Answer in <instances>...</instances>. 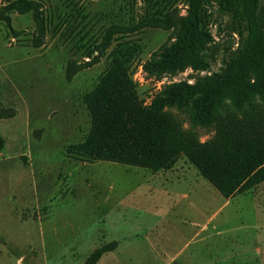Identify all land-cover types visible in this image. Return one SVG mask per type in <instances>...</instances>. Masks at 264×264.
Here are the masks:
<instances>
[{
    "label": "rangeland",
    "instance_id": "1",
    "mask_svg": "<svg viewBox=\"0 0 264 264\" xmlns=\"http://www.w3.org/2000/svg\"><path fill=\"white\" fill-rule=\"evenodd\" d=\"M39 1L49 24L43 47L30 42L36 27L32 12L11 14L14 29L25 32L19 38L0 21V264H83L111 242L120 250L106 253L100 264H163L148 254L150 247L167 259L183 250L193 264L232 255L238 262L242 252L253 259L255 232L264 237V183L227 201L184 155L171 169L153 172L68 154L90 131L84 96L109 61L103 58L72 81L66 78L67 63L87 60L83 48L100 43L111 26L129 28L116 33L115 41L142 48L131 71L140 98L149 104L165 83L193 82L237 56L243 24L207 4L214 35L205 51L210 69L157 81L141 65L170 31L147 22L174 8L185 14L187 0ZM6 3L0 0V8ZM171 111L191 128L185 113ZM196 131L203 141L214 134Z\"/></svg>",
    "mask_w": 264,
    "mask_h": 264
},
{
    "label": "trees",
    "instance_id": "2",
    "mask_svg": "<svg viewBox=\"0 0 264 264\" xmlns=\"http://www.w3.org/2000/svg\"><path fill=\"white\" fill-rule=\"evenodd\" d=\"M147 23L170 31L168 40L142 63L148 79L161 81L180 73L208 71L205 51L214 42L207 4L215 3L243 24V44L237 56L219 71L189 80L165 83L149 104L140 98L132 64L142 48L136 42L114 40L129 28L111 26L100 43L83 48L87 60L67 63L66 78L108 59L96 86L84 96L91 115L86 138L68 154L86 161H111L159 172L171 169L184 155L226 199L264 183V0H187ZM32 12L35 30L31 45L41 48L48 19L39 0H7L0 21L15 38L11 14ZM115 43V44H114ZM82 49V47H80ZM186 114L191 128L171 111ZM196 128L212 130L205 141ZM3 140L0 137V151ZM117 242L102 245L83 264H98Z\"/></svg>",
    "mask_w": 264,
    "mask_h": 264
},
{
    "label": "crops",
    "instance_id": "3",
    "mask_svg": "<svg viewBox=\"0 0 264 264\" xmlns=\"http://www.w3.org/2000/svg\"><path fill=\"white\" fill-rule=\"evenodd\" d=\"M175 178H177L176 175H175ZM227 201H229V199H227ZM207 223L196 234H200L202 232V230L205 229V227H207V225H208ZM255 233H256L255 237L258 239L256 241H254L255 247L252 249V253H254V254H252L253 259L248 258L247 256H244V252H242L239 254L240 259L238 260V262L231 261V259L233 258V255H232L231 256L232 258H228L227 256H225L224 261H218V260L207 261L204 264H223V263H225V264H264V260L260 261V259L264 258L263 257V255H264V237H263L261 231L260 232L257 231ZM245 235L249 236L247 233ZM240 243L243 244L242 241ZM119 250H120V248L118 246V248L115 251H119ZM147 250H148L147 251L148 254L151 257L153 256L154 258H158V259L162 260L163 264H193L191 262H188L187 258L185 257L183 250L176 252L175 255L169 259H167L165 257L163 258L162 252L157 247H150V248H147ZM246 252H248V251H246ZM101 260H102V258H101ZM101 260L99 261L98 264H100ZM194 264H197V263H194Z\"/></svg>",
    "mask_w": 264,
    "mask_h": 264
},
{
    "label": "built area",
    "instance_id": "4",
    "mask_svg": "<svg viewBox=\"0 0 264 264\" xmlns=\"http://www.w3.org/2000/svg\"><path fill=\"white\" fill-rule=\"evenodd\" d=\"M142 67V66H141ZM142 71H143V69H142ZM143 73H144V71H143Z\"/></svg>",
    "mask_w": 264,
    "mask_h": 264
}]
</instances>
